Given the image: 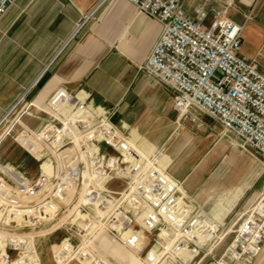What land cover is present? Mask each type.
<instances>
[{"label":"crops","instance_id":"obj_1","mask_svg":"<svg viewBox=\"0 0 264 264\" xmlns=\"http://www.w3.org/2000/svg\"><path fill=\"white\" fill-rule=\"evenodd\" d=\"M198 2L222 5L220 0H184L190 15L194 14V6ZM87 16L88 19L72 37L77 24ZM228 16L245 25L246 41L242 56L258 59V54L264 52V0H233ZM160 32L161 25L138 13L130 0H16L0 18V120L24 95L43 83V88L28 102V107L46 108L48 114L56 118L65 116L63 122L68 120V124H80L86 120L83 115L87 113L82 103L89 96L84 90L75 91L82 86L94 98L87 103L91 109L96 103L103 105L116 112L118 122L124 128L147 135L159 149L167 146L176 160L169 164L173 177L181 180L184 189L193 197L203 199L207 192L204 176L215 159H220L221 152L213 154L212 158L201 159L205 153L203 142L189 148V132L177 125L182 120L177 117L173 106L174 90L143 68ZM50 100L55 102L51 104L52 109L49 108ZM68 124L63 125L64 131L58 135L63 138H54L52 145L67 141L69 136L81 146L82 139L74 125L70 126L69 132L66 131ZM109 128L112 127L109 125ZM32 132L35 137L40 136V132ZM26 138L31 141L29 134ZM223 145L227 147L228 143L224 140ZM37 148L32 147V152ZM51 170L50 164H39L40 174H49ZM25 172L21 168V173ZM255 172L253 164L238 152L224 158L221 175L213 178V185L221 191L219 178H227L229 188L224 189L229 191L233 188L234 197L215 212L213 225L216 226V221H221L232 206L238 205L251 191L257 180L253 178ZM88 174L86 172L85 176ZM78 201H72L64 211L65 219L73 217ZM48 232L46 230L41 235ZM176 233L175 225L169 227L168 244ZM22 237L0 234V246L5 240L23 242L27 239L29 245H34L33 235L24 234ZM142 240L143 229L127 230L115 241L114 249L129 264H147L140 255L144 245ZM164 243L162 239L154 243L148 256H159ZM190 252L188 248L180 250L182 258H187ZM261 262L264 264V256Z\"/></svg>","mask_w":264,"mask_h":264},{"label":"built area","instance_id":"obj_2","mask_svg":"<svg viewBox=\"0 0 264 264\" xmlns=\"http://www.w3.org/2000/svg\"><path fill=\"white\" fill-rule=\"evenodd\" d=\"M220 1L221 6L198 2L194 6V14L190 15L184 0H130L141 13L161 25V33L143 67L174 90L173 106L180 120L199 125L195 109L205 112L264 156V52L258 54L259 60L242 56L245 25L228 16L233 0ZM15 2L0 0V18ZM87 19L88 16L77 24L72 37ZM102 112L98 118L87 112L84 115L86 120L80 124H68V120L50 124L40 131L39 138L53 148L63 149L73 138L68 136L67 141L61 140L58 145L51 143L54 138H63L58 136L64 131L63 125L68 124L67 132L74 125L82 139L80 148L87 152L90 171L101 178L109 176L111 171L116 172L119 178H126L123 171H126L125 158L130 148L123 132L111 125L108 116ZM103 143L116 149L119 156L103 153ZM26 144L31 148L37 147L33 140H27ZM125 145L127 149L125 147L124 150ZM136 168L140 167L133 169L137 178L136 194L144 202H138L136 206L142 209L146 206L152 223L157 213L170 218L175 229L185 232L193 231L203 222V212L190 204L181 180L159 169L138 175ZM67 174L77 179L79 173L69 169ZM15 177L12 187L0 181V221L5 224L30 226L40 222L56 211L53 197L62 199L68 191L67 175L59 177L49 197L48 175L40 174L32 181L25 174L22 178L16 174ZM88 203L93 204L92 201ZM106 213L108 225L119 230L125 219L123 208L117 207L109 212L107 202H101L96 216L102 219ZM238 222L227 259L230 264H248L264 243V192ZM6 251L7 247L2 250L0 246V264H29L25 258L11 259Z\"/></svg>","mask_w":264,"mask_h":264},{"label":"rangeland","instance_id":"obj_3","mask_svg":"<svg viewBox=\"0 0 264 264\" xmlns=\"http://www.w3.org/2000/svg\"><path fill=\"white\" fill-rule=\"evenodd\" d=\"M137 12L141 13L138 9ZM255 59L257 58H250L249 60ZM259 66L261 67V65ZM51 76L52 74L49 75V78ZM42 88L43 83H40L34 89H31L0 120V181L12 187V184L15 183V174L17 177H23L21 168L26 171L24 173L25 177L32 181L40 175L39 164L45 162L52 166L51 173L44 172L48 175V188L51 192L47 196L49 197L52 194V190L55 188L60 176L64 178L67 175L68 191L63 194L64 198L62 199L52 196L53 203L57 207L56 211L36 224L21 226L5 224L0 221V234L15 237L30 234L35 239L34 245H29V239L27 238H25L27 241L23 242L5 240L4 245L1 246L3 249L7 247L6 252L11 259L22 260V258H25L29 264H45L46 262V264H129L114 249L116 247L114 243L127 230L137 231L143 229L142 241L144 245L140 255L147 264L152 262L153 264H230L227 259L229 245L235 237L238 221L243 218V213L250 205L255 203L264 192V156L254 146L246 144L234 133L225 130L216 119L200 110L195 109V114L199 118V125L187 122L188 120L177 123L178 127L189 132L190 149L199 141L204 143L205 153L201 159L212 158V155H217L219 151L221 157L215 159L204 176L207 192L203 199L198 200L185 190L190 204L196 205L203 212V222L201 221L202 223L199 226L196 225L193 231L188 230L185 232L176 229L175 237L168 244L167 235L169 234V227L174 225L173 221L162 213H157V218L155 216L154 223H152L153 220L146 212V206L143 209L141 206H136L138 202L142 204L144 202L136 194L135 184L137 178H135V171L133 170L136 166H139V169L136 168L139 172L138 175H144V173H149L153 169H159L162 173L166 172L174 176L171 173V165L169 168V164L175 163L176 160L168 147L164 146L159 149L147 135L142 134L140 131L124 128L119 124L115 111L95 101L96 105L91 109L87 103L94 100V98L85 88L78 86L75 89L76 92L84 90L89 94L87 101L82 103L87 112L98 118L102 110V114L108 116L111 125L118 131L123 132L125 142L131 149L128 150L127 158H125L124 170L126 171L123 172L126 173V178H119L114 171H111L106 178L96 177L87 164V152L80 148L81 146H78L79 144L74 139H71L72 142L65 148L57 149L40 140L39 136L35 137L36 135L32 131L40 132L50 124H60L63 117H65L56 118L48 114L46 108L28 107V102ZM50 102L49 108L52 109L51 104L55 102L51 100ZM177 117L174 115L175 120L178 119ZM27 134L37 144L36 152H32L31 147L25 144ZM224 140L228 143L227 147L223 145ZM103 145H105L103 153L111 157L119 156L118 151L113 149L112 146L108 147L105 143ZM99 146H101V143H99ZM233 152H238L242 158L253 164L256 169L253 178H257V180L251 191L238 205L235 207L233 205L221 221H216L217 225L215 226L212 222L215 212L224 206V203L227 204L229 198L234 197V189L225 190L224 188L229 186V180L219 178L218 184L220 183L222 186L220 191L218 187L216 188L217 185H213V178L221 175L222 161ZM189 154L191 156V151H189ZM82 158H85V163L87 162L86 172L89 173L87 176H85L86 172L83 169ZM69 169H74L79 173L77 179L67 174ZM260 186L263 187L257 192L256 190ZM252 192H254V196L250 201L249 197ZM75 199L79 201L72 214L73 217L65 219L64 211ZM89 201H92L93 204L88 203ZM101 202H107L109 212L116 210L117 207L123 208L125 219L119 230H114L106 222L108 213L104 214L102 219L96 216L99 213ZM81 213L85 214V217ZM46 230L50 232L41 235ZM195 236L197 238H194ZM159 239L165 241L161 246L160 255L148 256L150 247ZM182 248L191 250L187 258H182L180 253ZM46 253L48 257H46ZM263 256L264 243L261 251L248 264H263L261 262Z\"/></svg>","mask_w":264,"mask_h":264}]
</instances>
